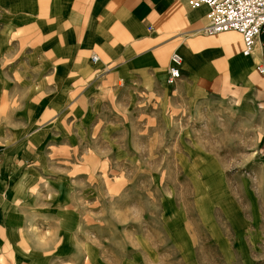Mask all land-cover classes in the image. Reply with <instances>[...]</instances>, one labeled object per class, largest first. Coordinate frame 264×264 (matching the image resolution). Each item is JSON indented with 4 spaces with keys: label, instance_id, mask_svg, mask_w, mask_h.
<instances>
[{
    "label": "rangeland",
    "instance_id": "obj_1",
    "mask_svg": "<svg viewBox=\"0 0 264 264\" xmlns=\"http://www.w3.org/2000/svg\"><path fill=\"white\" fill-rule=\"evenodd\" d=\"M16 3L0 0V264H264L261 115L62 76Z\"/></svg>",
    "mask_w": 264,
    "mask_h": 264
},
{
    "label": "crops",
    "instance_id": "obj_2",
    "mask_svg": "<svg viewBox=\"0 0 264 264\" xmlns=\"http://www.w3.org/2000/svg\"><path fill=\"white\" fill-rule=\"evenodd\" d=\"M14 1L20 21L36 26L40 43L67 62L60 75L95 76L96 88L101 82L120 88L121 82L160 92L169 85L170 54L177 52L182 61L175 91L190 100H231L248 114L261 115L259 144L264 147V30L245 55L241 33H203L208 7L191 8L187 0H27L26 6L24 0ZM94 53L99 56L95 63L90 60ZM17 166L14 173L20 172ZM12 186L0 184L1 245L7 243L2 231L13 207L3 196Z\"/></svg>",
    "mask_w": 264,
    "mask_h": 264
},
{
    "label": "built area",
    "instance_id": "obj_3",
    "mask_svg": "<svg viewBox=\"0 0 264 264\" xmlns=\"http://www.w3.org/2000/svg\"><path fill=\"white\" fill-rule=\"evenodd\" d=\"M187 4L191 8L208 7L203 33L217 34L231 30L241 33L245 55L250 54L264 30V0H187ZM90 60L95 63L99 56L94 53ZM181 61L179 53L170 54L167 84L172 85L179 78Z\"/></svg>",
    "mask_w": 264,
    "mask_h": 264
}]
</instances>
